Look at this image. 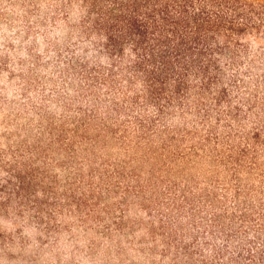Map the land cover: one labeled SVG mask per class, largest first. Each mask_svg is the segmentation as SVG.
<instances>
[{
	"label": "rangeland",
	"instance_id": "1",
	"mask_svg": "<svg viewBox=\"0 0 264 264\" xmlns=\"http://www.w3.org/2000/svg\"><path fill=\"white\" fill-rule=\"evenodd\" d=\"M101 3L0 0V264H264V27L162 114Z\"/></svg>",
	"mask_w": 264,
	"mask_h": 264
},
{
	"label": "trees",
	"instance_id": "2",
	"mask_svg": "<svg viewBox=\"0 0 264 264\" xmlns=\"http://www.w3.org/2000/svg\"><path fill=\"white\" fill-rule=\"evenodd\" d=\"M93 9L110 70L141 84L136 100L162 114L224 85L223 62L237 63L243 40L264 27V7L250 0H102Z\"/></svg>",
	"mask_w": 264,
	"mask_h": 264
}]
</instances>
